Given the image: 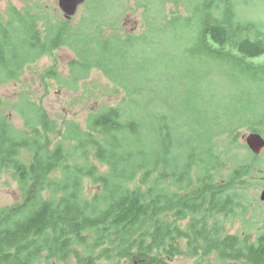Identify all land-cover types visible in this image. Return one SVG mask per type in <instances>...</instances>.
Segmentation results:
<instances>
[{
  "label": "trees",
  "instance_id": "trees-1",
  "mask_svg": "<svg viewBox=\"0 0 264 264\" xmlns=\"http://www.w3.org/2000/svg\"><path fill=\"white\" fill-rule=\"evenodd\" d=\"M159 1L161 15L168 4L176 11L156 25L149 14L153 1L146 2L144 15L151 17V29L171 33L178 28L187 35V48L170 62L180 58L176 65L187 66L188 87L168 107L174 111L180 102L194 119L175 114L179 119L174 120L148 110L155 99L144 101L142 96L145 60L137 49L142 34L122 35L110 24L115 33L104 35L106 21L95 16L87 21L90 7L84 24L71 27L63 20L46 25L44 33L34 13L12 8L5 21L0 17V85L17 80L40 56L66 46L76 53L69 76L51 68L47 78L76 90L90 72L99 70L129 97L116 106L103 104L87 115L83 126L65 120L59 128L43 108L24 97L16 107L25 129L0 115V176L11 172L21 197L0 208V264H62L69 259L74 264H170L176 257L187 258L191 244L201 249L204 242L192 238L227 236L223 231L238 214L242 222L250 220L251 203L240 190L257 158L245 145L253 160L224 165L228 177L219 193L222 187L211 184L210 174L224 171L219 167L223 153L213 151L209 139L213 142V125L242 114L234 99L239 72L247 98L264 92V7L261 16L253 17L243 10L249 0ZM123 69L129 70L127 76ZM210 70L229 79L224 78L227 102L221 108L204 76ZM248 118L232 126L231 147L242 127L263 132L264 113ZM185 127L190 140L182 133ZM224 155L226 163L232 162V152ZM85 184L94 192L91 196Z\"/></svg>",
  "mask_w": 264,
  "mask_h": 264
},
{
  "label": "rangeland",
  "instance_id": "rangeland-1",
  "mask_svg": "<svg viewBox=\"0 0 264 264\" xmlns=\"http://www.w3.org/2000/svg\"><path fill=\"white\" fill-rule=\"evenodd\" d=\"M151 3L149 14L156 17L155 24L159 25L166 23L173 17L176 8L171 4L166 5L164 15L159 13L160 1L159 0H89L79 7L76 15L69 20L71 27H76L85 23L86 9L90 7L88 12L87 21L95 16L99 21H106L107 24L102 26L103 33L109 36L115 32H111L110 27L115 26V31L119 34H128L138 37L142 34L138 41L137 49L145 60L144 70L141 71L143 78L142 96L144 101L148 99H155L154 104L148 107L150 111H157L159 114L168 115V118L179 116H192L194 113L186 110L185 107L178 102V107L174 111H170L168 102L175 98L178 92L186 93L188 87V73L185 64L176 65L180 58L174 62L170 59L176 55L177 52H183L186 48L187 35L182 34L177 29L173 28L171 33H156L151 29V17L144 15L146 9V2ZM264 0H249L247 7H244L245 14L261 16L263 7L261 6ZM260 3V4H259ZM256 5V6H254ZM149 7V6H148ZM15 8L21 12L34 13L38 16L37 23L41 32H45L46 25H55L64 19L62 12L58 6V0H0V17L3 21L8 17L9 11ZM179 14L184 16L185 9L179 6ZM161 17L163 19L161 20ZM83 23V24H84ZM110 24H112L110 26ZM149 26V28H148ZM122 31L118 30V28ZM118 30V31H117ZM122 34V35H123ZM94 47V45H91ZM76 59L75 50L71 47H60L50 55H42L36 61L29 64L28 68L23 71L17 80H12L0 85V115L7 116L9 121L19 129H25L24 119L21 111L16 107L22 102L24 97L26 101L35 102L40 108H43L52 120L56 121L59 128L63 126L64 121H76L80 126H83L84 120L87 115L101 108L103 104L116 106L123 100L128 99L124 91L119 88L117 84L99 70L90 72L89 78L82 81L76 90L68 88H60L59 85L46 77V71L51 68H58L59 72L65 77L69 76V63ZM200 61V59H197ZM202 61V60H201ZM179 67V68H178ZM178 68V70H176ZM128 69H123V74L127 76ZM131 73V72H130ZM129 73V74H130ZM197 76L202 77L203 72L197 71ZM242 73L239 72V79L236 82L237 90L234 94L236 101V109L242 111L238 119L226 121L222 119L220 124L213 125L210 129L212 133L213 142L209 143L213 146V151L222 152L223 162L220 168L224 169L223 172L218 173L226 174L224 165H234L237 163H251L253 158L244 148L245 141L243 137L251 131L247 126L240 128L237 131L236 143L231 147L230 130H232L238 123L248 120V117L255 116L259 113H264V92L257 93L256 97H248V90L241 86ZM207 79H210L211 86L216 90V96L219 108L223 107L227 100L223 91L225 88L224 78L229 79L225 74L218 70H210L204 73ZM191 81V79H190ZM172 83L173 88L166 90L163 85ZM190 83V82H189ZM187 85V87H186ZM235 85V87H236ZM117 87V92L114 89ZM229 89V87H228ZM227 91V88H226ZM197 96H195L193 103ZM146 103V102H144ZM233 109L227 111L229 113ZM243 112L246 115H243ZM168 113V114H165ZM140 117V116H138ZM179 118H174L177 120ZM231 120V119H229ZM188 127H185L182 133L190 140V133L186 132ZM264 136V128H263ZM51 138V137H50ZM204 146H206L203 143ZM229 146V148H227ZM232 152V162L226 163L224 152ZM256 159L253 172H264V151ZM251 172V173H253ZM195 186V182L193 181ZM86 195L91 196L94 192L89 185L85 184ZM92 192V193H91ZM245 199L258 197V193L254 189L249 191H240ZM21 201L20 192L17 182L12 178L11 172H4L0 176V208L8 207ZM253 211L251 208L247 211V217H252ZM249 220V219H248ZM234 224V228L242 226L240 214L237 217L232 216L229 220ZM183 222V224H185ZM229 226V225H226ZM229 232V231H228ZM233 232V230H231ZM49 264H61L57 261H50ZM62 264H74L73 259ZM108 264V263H106ZM131 264V263H130ZM170 264H190V261L184 257L177 258V260L170 262Z\"/></svg>",
  "mask_w": 264,
  "mask_h": 264
},
{
  "label": "flooded vegetation",
  "instance_id": "flooded-vegetation-1",
  "mask_svg": "<svg viewBox=\"0 0 264 264\" xmlns=\"http://www.w3.org/2000/svg\"><path fill=\"white\" fill-rule=\"evenodd\" d=\"M254 133L264 138L263 132ZM263 151L264 148L259 154L250 152L258 159ZM210 177L214 179L211 182L213 186L222 187L218 189V192H224L225 178L228 174L213 173ZM244 177L247 182L244 183V189L240 191L254 189L258 193L257 198L249 200L253 211L252 217H249V221L240 222L242 226L234 228L235 223L226 226L223 233L227 236L192 238L191 242L202 241L204 244L201 249L191 244L190 254L186 258L190 264H264V199H261L264 193V172L248 173L244 174ZM241 252H243L242 256ZM177 258L180 257L172 261Z\"/></svg>",
  "mask_w": 264,
  "mask_h": 264
},
{
  "label": "water",
  "instance_id": "water-1",
  "mask_svg": "<svg viewBox=\"0 0 264 264\" xmlns=\"http://www.w3.org/2000/svg\"><path fill=\"white\" fill-rule=\"evenodd\" d=\"M87 0H58V6L65 20H71L77 13L80 6ZM246 147L254 154H259L264 148V138L258 133L250 132L243 137ZM264 199V193L261 196ZM131 264H138L137 261Z\"/></svg>",
  "mask_w": 264,
  "mask_h": 264
}]
</instances>
